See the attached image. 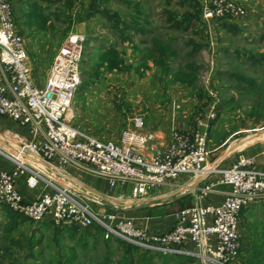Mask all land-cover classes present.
<instances>
[{
	"label": "built area",
	"instance_id": "2783aa9c",
	"mask_svg": "<svg viewBox=\"0 0 264 264\" xmlns=\"http://www.w3.org/2000/svg\"><path fill=\"white\" fill-rule=\"evenodd\" d=\"M202 18L240 19L246 8L235 0H199ZM86 35L69 33L55 55L42 87L32 77V67L23 37L17 31L11 3L0 0V116L31 132L30 139L12 145L0 138V157L10 168L0 165V203L37 223L51 221L59 227L90 228L97 222L106 239L115 237L140 250L167 254L191 242L188 254L201 264H233L239 257L240 211L264 201V172L256 168L253 156L237 154L228 167H208V121L215 117V105L195 118L190 131L174 130L164 148L144 153L155 139L153 131L143 129L144 118L135 115L117 139L102 140L72 125L67 112L81 81V60ZM2 139V140H1ZM84 168L106 181L128 205H112L95 198L60 167ZM219 173L217 184L230 187L218 203H200L216 192L210 180ZM26 175L29 189L40 182L48 188L31 201L17 189L18 179ZM188 176L191 184L201 185L195 202L172 213L174 223L164 232H149L121 207L146 201L169 180ZM95 192V191H94ZM109 196V195H108ZM112 197V196H110ZM91 202L109 208L94 211Z\"/></svg>",
	"mask_w": 264,
	"mask_h": 264
},
{
	"label": "rangeland",
	"instance_id": "374dc122",
	"mask_svg": "<svg viewBox=\"0 0 264 264\" xmlns=\"http://www.w3.org/2000/svg\"><path fill=\"white\" fill-rule=\"evenodd\" d=\"M130 1L138 4L137 8L149 21L145 23L142 17L138 19L139 24L147 29L146 33L133 29L125 31L133 37L132 40L140 51L133 50L127 42H121L118 30L112 26L109 18L102 14L92 17V28L88 30L83 44L81 81L69 109L72 122L91 136L117 139L135 115L144 114L146 120L156 122L167 118L171 113V117L176 118L177 122L184 120L183 125H188L187 131H190L195 126V118L204 115L211 105H215V113L217 114L218 108L219 114H215L212 125L208 121V167L227 148H232L240 140L247 141L264 130V60L261 61L264 56V19L260 21L263 22L262 25L259 22L249 24L246 18L237 21L231 18L214 19L209 23L200 21L201 33L196 35L191 31L170 29L166 25L164 10L182 13L187 9V5L180 0ZM63 2L66 4V0ZM198 2L200 3L199 0ZM106 5L111 11L119 13L123 18L121 21L134 24L131 15L135 11L134 6H129L122 0H109ZM56 8L51 15L36 21L35 26H29L28 22L14 16L18 33L22 37L26 35V46H31L32 34L40 35V44L35 49L39 56L33 46L29 47L28 55L32 59V77L39 87L44 85L50 61L70 32L67 15L73 11L69 8L71 13L68 9L69 13H66L63 7ZM258 11L264 13V5H260ZM225 24L236 26V32L229 31L224 27ZM152 37L162 39L176 50V57L169 63L171 69L183 66L186 62L196 65L197 80L193 87L178 82L168 83L152 60L147 61V68L137 70L144 54L152 45ZM109 39L118 43V48L125 51L122 54L118 51L125 60V67L111 71L101 68V73L97 75L93 62L98 60L101 49ZM248 54H253L258 61L250 60ZM235 75L254 80L255 86L239 82ZM199 88H203L209 97L205 106L196 96ZM260 145H264V137L236 149V153H231L224 164H219L217 168L228 167L237 153L246 155V150L255 147L258 150ZM256 160L264 162V156H256ZM80 170L89 172L84 168ZM218 179L217 172L210 177L215 184ZM76 182L87 191L90 190L88 192L92 195L100 198L104 196L102 198L107 201L119 203L115 200L119 197L118 190L98 192L102 195L100 196L84 182L77 179ZM165 186L153 192V198L149 200L161 199L167 192L175 189V186ZM120 201L128 202L127 196ZM90 204L97 212L109 209L93 202ZM6 207L0 203V264H120L123 261L120 255L118 257L120 250L116 249L113 242L105 241L97 222L87 230L66 232L57 231L55 224L45 227L44 224L27 218L28 220L17 223L8 231ZM33 243L35 245L31 247Z\"/></svg>",
	"mask_w": 264,
	"mask_h": 264
},
{
	"label": "crops",
	"instance_id": "0c3cea01",
	"mask_svg": "<svg viewBox=\"0 0 264 264\" xmlns=\"http://www.w3.org/2000/svg\"><path fill=\"white\" fill-rule=\"evenodd\" d=\"M8 1L11 3L14 16L17 19L21 18L22 21L24 20L28 22L29 26H35L36 21L43 19L42 18L43 16L45 17L46 15H51L54 11H56L55 10L57 9L56 7H61V8L63 7L62 9H64L66 13H69L67 12V9L69 10L70 8L73 11L77 9V5H78L77 2L85 1V0H76V1L72 0L73 1L72 5L69 8L66 7V4L63 2V0H8ZM235 1L246 8L245 16H243L240 19L246 18L249 24L253 22L255 23L259 22V24L262 25L263 22L261 23L260 21H263L264 13L258 11V9L260 5H264V0H235ZM71 10H69L70 13ZM117 14L120 20L123 19L118 12ZM142 16H144V14ZM91 20L92 18L81 22L73 23L72 26L70 27L69 33H83L86 35L88 30L90 31V28H92ZM234 20L237 21L238 19H234ZM17 31H19L18 28ZM118 34L121 37V42H123V44L127 42L132 47L133 50L140 51L138 45L135 44V42L132 40L133 37L129 33L124 32V34L122 35L121 33L118 32ZM25 36L26 35H23V40H26ZM31 37H32V40H30L32 43L31 46H26V43L24 41L28 55L30 49L29 47L33 46L34 47L33 49L35 50L40 44L39 43L40 35L34 33L31 35ZM105 45L106 46L103 47L101 50H105L110 46H114L119 52H121V54L124 51L118 48V43H114V41H112L111 39H109L108 42L106 41ZM35 51L36 54H38V51L37 50ZM31 60H32L31 56H28L29 63H31L30 62ZM149 65L151 64L149 63ZM66 115L68 118H70L71 124L79 128L78 125H76L71 120L70 117V115H72L71 110H70V114L68 115L67 112ZM142 116L144 118L143 129L145 131H153L155 134V139L150 143L148 149L144 151L145 152L144 154L146 156H150L151 154H153L155 149L157 148H164L165 146H167L170 142V136L172 131L174 130L187 131V128L189 127L188 125L187 126L183 125L184 120H178L177 122L175 120L176 118L174 119L173 117H171L172 116L171 113L170 116L168 115L167 118L159 119L156 122H150L146 120L144 114ZM0 138L7 139L9 143L14 142L15 144H17V142H19L21 139H30L31 132L28 128L22 127L18 125L16 122L6 117L0 116ZM102 140H107V139H102ZM245 142H246L245 140H241L239 141V143H235L234 146L235 148L238 145H240L239 147H243ZM256 149L257 148L255 147L250 150H246L247 151L246 156H253L255 160H256V156H264V145H260V148L258 150ZM235 151L233 152L234 154L236 153ZM237 154H241V153H237ZM225 159H223L219 164L223 165ZM0 165L8 169L10 168L9 163L6 162V160H4L2 157H0ZM60 168L63 172L68 174V176H72L74 177L75 180L77 179L84 182L86 186H88L89 188H91V190L95 192L102 193V192H108L109 190L107 188V184L104 179L97 178V176L91 174L90 172H85L80 170V168L72 167L69 165L62 166ZM256 168L264 172V162H258L256 160ZM186 177L187 176L182 175L176 179L169 180L167 182L165 187L175 186V189L163 195L160 199L162 201L158 200L161 203L153 206L142 207L132 210H123L122 213L125 215H131V217L136 221V223L139 226L148 230L149 232H153V231L164 232L169 230L174 223L172 213L180 209L181 205H184V207L191 206L196 200L195 195L199 191L198 187L201 185L200 183H198V185L190 192L181 195L180 193L182 189L187 186H190L189 184L190 180L188 177L187 178ZM25 179H26V175H23L17 181V189L25 200L31 201L35 199L37 195L40 194V192H43L44 190L48 189L43 182H40V184L36 188L29 189L26 186ZM229 189L230 187L228 185L218 184L216 187V192L210 194L206 198H203L200 201V203L218 204L224 199L225 194L229 191ZM88 193L90 194V192ZM155 199H159V198H155ZM150 212H153V214ZM43 222L49 223L51 221L45 220ZM68 228H69L68 231H71L73 227H68ZM239 231L241 235L240 254L233 264H264V201L251 204L250 206H247L240 211ZM105 241L107 242L112 241L116 249L120 250L118 257L120 255V257L123 258V261L121 263L119 262L120 264H155V263L156 264L158 263L201 264V262L198 259L187 253V251H190L193 248L191 242H186L182 246L178 247L177 251L175 252L162 254V253H153L149 251H144L128 246L126 244H122L120 240H118L115 237L106 239Z\"/></svg>",
	"mask_w": 264,
	"mask_h": 264
},
{
	"label": "trees",
	"instance_id": "16d2710c",
	"mask_svg": "<svg viewBox=\"0 0 264 264\" xmlns=\"http://www.w3.org/2000/svg\"><path fill=\"white\" fill-rule=\"evenodd\" d=\"M129 6H134V13H131L133 17V23L130 24L127 21H121L118 18V14L116 11H111L107 7L108 0H85L77 2V9L73 10L72 14L67 15L68 20V28L72 26L73 23L81 22L87 19H90L98 14H102L105 17L109 18L112 21V26L118 30L119 33L122 35L127 29H133L136 32L146 33L147 29L142 27L139 24L138 19L141 18L145 21V23H149L146 15L142 16L143 12L139 8H137L138 4L136 2H132L130 0H122ZM182 3L187 5V9H185L182 13L173 10H164L165 13V22L167 27L174 30H181V31H191L192 34L200 35L201 28L199 26L200 21H204L202 18V7L198 0H180ZM72 0H66V7H70L72 5ZM226 19V17L217 18L216 20ZM122 24L120 27L119 24ZM224 27H227L229 31L236 32L237 27L233 24H225ZM152 45L148 48L147 52L144 54L142 58L141 65L137 67V70L140 68H147V61L152 60L155 65H157L160 71L163 73L164 79L168 83L178 82L180 84H184L188 87H193L196 84V65L192 62H186L183 66H178L176 69L170 68V61L176 57V50L167 42H164L162 39L158 37H152ZM197 48V47H196ZM249 59L252 61L256 60V57L253 54L248 55ZM261 59V58H260ZM259 59V61H260ZM264 60V56H262L261 61ZM94 71L97 75L101 73V68L103 70L111 71L113 69L122 70L125 67V60L121 57L118 53V50L114 46H110L109 48L102 50L101 54L98 56V60L93 62ZM102 70V71H103ZM236 79L239 82H246L251 87L255 86L254 80L250 78H246L242 75H235ZM85 83V82H84ZM196 91V90H195ZM196 96L198 101H202V104L205 106L206 102L208 101L209 97L203 90V88H199L197 90ZM264 100V99H263ZM262 100V101H263ZM219 114V110L217 108V114ZM215 119V118H214ZM214 119L210 120V125L213 124ZM184 208V205H181L180 209ZM153 214V212H150ZM5 214L7 221L9 224L7 225V230H11L16 226L17 223L24 222L28 220L27 218L23 217L22 215L10 210L8 207L5 208ZM41 223L43 226L47 227L52 223L49 222H37ZM48 224V225H47ZM57 231H68V227H59L56 226ZM77 230L76 228H72L71 231ZM120 240V239H118ZM121 243L126 244L128 246L134 247L125 243L124 241L120 240ZM35 243L31 244L33 247ZM136 248V247H134ZM138 249V248H137Z\"/></svg>",
	"mask_w": 264,
	"mask_h": 264
},
{
	"label": "water",
	"instance_id": "95a60500",
	"mask_svg": "<svg viewBox=\"0 0 264 264\" xmlns=\"http://www.w3.org/2000/svg\"><path fill=\"white\" fill-rule=\"evenodd\" d=\"M262 132H264V130L261 132H258L256 134H261ZM235 150H230L229 148H227L222 155H220L218 158H216L215 162L212 164V167L217 166L223 159H225L227 156H229ZM198 182H199V179H195L190 184V186L183 188L180 194L183 195V194L190 192L192 189H194L198 185ZM159 201H162V200H159ZM159 201H155L153 203H140V204H136V205L125 206V207H121V209L122 210H132V209H137V208H142V207L153 206V205L161 203Z\"/></svg>",
	"mask_w": 264,
	"mask_h": 264
},
{
	"label": "bare ground",
	"instance_id": "6f19581e",
	"mask_svg": "<svg viewBox=\"0 0 264 264\" xmlns=\"http://www.w3.org/2000/svg\"><path fill=\"white\" fill-rule=\"evenodd\" d=\"M68 115H69V111H68ZM264 137V132H262L261 134H254L251 138H249L245 143H244V145H247V144H249V143H252V142H254V141H256V140H258V139H260V138H263ZM244 140V139H243ZM241 141V140H240ZM243 145V146H244ZM235 146H233V148H234ZM239 148H241V147H237V148H235V149H239ZM230 150H235V149H232V148H229ZM211 167V166H210ZM93 197H95V196H93ZM95 198H100V197H95ZM115 200H118L117 201V203L118 204H114V203H112V202H110V201H107L108 203H110V204H112V205H122V206H124V205H128V203H130V202H127V201H120V199L119 198H116ZM158 200H160V199H151V200H146V201H149V202H154V201H158Z\"/></svg>",
	"mask_w": 264,
	"mask_h": 264
}]
</instances>
